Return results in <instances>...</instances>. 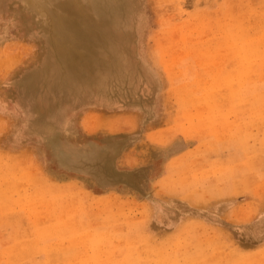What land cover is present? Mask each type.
Here are the masks:
<instances>
[{
    "label": "rangeland",
    "instance_id": "obj_1",
    "mask_svg": "<svg viewBox=\"0 0 264 264\" xmlns=\"http://www.w3.org/2000/svg\"><path fill=\"white\" fill-rule=\"evenodd\" d=\"M0 264H264V0H0Z\"/></svg>",
    "mask_w": 264,
    "mask_h": 264
},
{
    "label": "bare ground",
    "instance_id": "obj_2",
    "mask_svg": "<svg viewBox=\"0 0 264 264\" xmlns=\"http://www.w3.org/2000/svg\"><path fill=\"white\" fill-rule=\"evenodd\" d=\"M54 25H55V28L57 29V33H55L54 35H57V37H59L60 39H70V41H74V42H77V40H79V29L77 28L76 26V23L74 21H71V20H63V19H60L58 18V16H55L54 17ZM54 39L56 38V36H53ZM112 48L115 47L117 48V43H113ZM111 49V48H109ZM58 55V54H57ZM56 56V55H55ZM57 60H60L61 56H56ZM68 68H62V71L59 73H63L65 75V77L68 79V84L72 85L74 84L73 83V78L71 77L72 75V71H71V64H68ZM55 68V67H54ZM54 73L56 72V69L53 71ZM58 72V70H57Z\"/></svg>",
    "mask_w": 264,
    "mask_h": 264
}]
</instances>
